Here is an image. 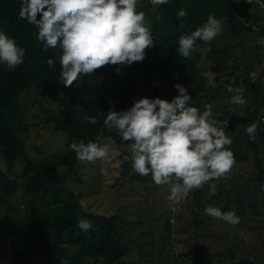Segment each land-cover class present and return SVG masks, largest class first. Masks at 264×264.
<instances>
[{"label":"trees","instance_id":"1","mask_svg":"<svg viewBox=\"0 0 264 264\" xmlns=\"http://www.w3.org/2000/svg\"><path fill=\"white\" fill-rule=\"evenodd\" d=\"M247 1L169 0L166 5L157 6L152 12V18L147 20L148 16L151 17L149 9L153 5L149 0H138L137 11L145 13L155 38V47L145 50L146 59L130 66L106 65L95 70L94 74L81 75L72 87H65L59 79V48L43 50V45L35 38V25L21 20L18 16L20 0H0V31L14 37L17 44L26 49L24 62L16 69L7 70L0 64V158L6 166L4 169L0 164V237L9 243L5 264H33L34 261H38V264H60V259L65 257L69 264H122L126 260V249L131 244L124 240L125 222H122L119 213L103 215L84 209L80 193L73 188L76 183L83 181L79 176L82 164L77 161L74 151L55 153L53 165L47 161L38 163L30 155L25 138L29 137L30 99L34 94L33 104L41 106L45 114L41 121L46 125L53 122V130L68 132L71 141L84 140L86 143L88 140L99 143V137L112 136L121 149L125 142L115 130L110 131L103 122L114 103L113 100H119L118 111H121L124 104L140 91L146 92L150 98H162L161 92L169 90V96L164 94L162 99L170 101L178 95L173 85L180 84L190 88L194 106L201 112L205 104L212 103L215 118L222 123L230 121V124L222 126L225 130L233 129L236 120H240L242 128L233 129L238 133L232 138V145L228 146L235 158L238 161H249L250 155L256 158L254 167L257 171L254 174L249 173L244 187L237 192L231 191L234 192L233 199L223 198L221 211H235L241 218L247 216L248 209L257 210L260 215H264V198L257 201L253 197V189L260 190L261 185H264V77L260 75L253 80L254 77L251 76L256 69L254 64L263 62L264 46L253 48L247 44L250 33L264 37V29L260 28L257 33L246 25V21L257 24L258 20L263 19L257 12H247ZM259 1L263 6L261 12H264V0ZM252 5L257 8L256 3ZM181 8L188 13L183 18V28L176 17ZM209 14L222 19L223 26L234 25L239 33L230 45H222L220 42L213 44L214 48L207 52L204 64H212L218 71L207 73L198 62V47L203 45L202 41L197 42V49L189 59L180 57L177 48L179 35L200 27ZM39 18L38 15L37 19ZM223 37L228 38V33ZM252 56L254 59L251 61ZM49 57L56 61L52 68L46 63ZM117 67H121L119 74ZM177 73L182 74L181 79L175 77ZM211 73L215 74L216 83L219 85L216 88L208 85ZM102 78L103 81L99 82ZM225 85L242 86L245 89L249 106L243 112V118L232 115L233 110L231 111L229 103L227 107H222L223 97L230 102L233 95L227 91ZM38 87H43V90H35ZM46 92L52 102L58 103L57 111L46 108L45 102L39 99ZM85 115L96 116L99 123L88 124L84 119ZM252 122H259L254 139L249 138L243 127ZM244 152L248 154L244 156ZM124 155L128 153L121 152L122 158ZM19 165H24L20 182L10 176ZM122 168L121 176L132 181L151 177H142L136 173L130 175L132 166L129 162L123 163ZM23 178L26 179L25 183ZM221 182L222 180L211 183L222 188ZM21 190L26 196L24 207L17 197ZM261 192L264 193L262 190ZM195 193L198 206L202 207L201 191ZM219 194L220 191L215 195L217 201H222ZM233 202L235 206L230 208ZM172 215L163 223L165 228L172 227ZM80 219L90 220L93 224L92 230L84 232L78 228L77 222ZM263 220L256 221L251 226V230H255L258 237H262L264 233L257 229ZM193 221L197 242L185 254L191 264H226V259L220 257L215 262L216 254L202 258L206 254L203 246H209L204 239L210 237L209 231L204 228L210 223L200 213L194 214ZM238 227L247 229L242 220ZM145 238L146 242L150 241L148 249L142 244L136 245L140 252V261L145 259V263L155 264L157 259L168 261L175 256L174 250L167 248L166 243L161 244L163 250L167 249L165 255L160 250L157 255L154 254L156 242L153 239V229ZM170 238L168 234L164 240ZM232 245L226 248V252H222L227 254L229 263L261 264L259 258L262 252L257 241L247 244L246 248H242L245 245L242 242Z\"/></svg>","mask_w":264,"mask_h":264},{"label":"clouds","instance_id":"2","mask_svg":"<svg viewBox=\"0 0 264 264\" xmlns=\"http://www.w3.org/2000/svg\"><path fill=\"white\" fill-rule=\"evenodd\" d=\"M149 2L160 6L169 0ZM137 4L138 0H20L18 16L35 25V38L44 51L59 48V79L65 87H72L81 75L89 76L106 65L130 66L146 59L145 50L155 47V38L150 21L143 11H137ZM187 15L183 8L176 14L181 28ZM223 24L222 19L209 14L200 27L182 32L178 37V55L191 58L198 41L210 47L222 34ZM251 27L254 32H260L257 25ZM257 44L264 46V37ZM25 54L26 49L14 37L0 31V64L14 70L23 64ZM46 63L52 68L56 61L49 57ZM121 67H117V74ZM208 85L219 86L215 74H210ZM173 87L178 95L170 101L159 96L133 98L127 110L110 108L103 122L125 142L120 151L128 153L113 167L123 171V163L129 162L134 173L142 177L151 175L156 186H168V206L175 210L192 190L202 189L205 184H209V195H215L216 184L210 182L230 178L236 160L228 147L233 141L221 127L222 122L215 118L213 104H205L201 112L194 106L195 101L186 87L180 84ZM225 87L233 93L232 105L247 103L242 86ZM84 119L91 125L99 123L96 116L85 115ZM258 126L259 122L243 126L250 139H254ZM70 149L78 162L94 163L107 158L112 163L115 159L114 154L110 155L109 144L93 140L73 141ZM261 190L264 191V185ZM204 214L233 227L241 222L235 211L223 212L212 205L204 208ZM77 227L88 232L93 224L80 219ZM60 264H69L68 258H61Z\"/></svg>","mask_w":264,"mask_h":264},{"label":"rangeland","instance_id":"3","mask_svg":"<svg viewBox=\"0 0 264 264\" xmlns=\"http://www.w3.org/2000/svg\"><path fill=\"white\" fill-rule=\"evenodd\" d=\"M237 1L241 2L244 0ZM252 1L253 0L247 1V12H257L263 19L258 20L257 24H252L250 21H246V25H249L250 27L251 25H257L259 28L264 29V12H261L263 6L259 0H255V2ZM254 3H256L257 8H253L254 6L252 4ZM156 8L157 6L150 7L149 12L151 13V17L148 16L147 20L152 18V12ZM234 20L236 21V19ZM223 29L222 34L217 36L218 39L216 38L211 42L210 47L204 45V42L202 46L198 47V51L200 53L198 62L201 67L207 71V73L218 71L216 66H213L212 64H204V62H206L205 59L207 52L214 48L213 44L220 42L222 45H230V42L236 40L235 37L238 36L239 33V31L235 29L232 24L230 26H223ZM226 33L229 35L228 38L223 37ZM248 37L249 39L247 40V44L253 48L256 46L262 48L261 45L257 44V41L261 38L260 36L255 33H250ZM253 59L254 56H252L251 61ZM254 65L256 69L251 73L252 78L254 77L253 80L260 77V75L264 77V58L263 62H256ZM254 72L256 74H253ZM175 77L177 79H181L182 74L177 73ZM101 81H103V78L99 80V82ZM35 90L42 91L43 87H38ZM187 90L191 93L190 88ZM161 94L162 98H164V94L169 96V90L163 91ZM244 96L247 99L245 94ZM33 97L35 98V94L30 99V132L29 137L25 138V141L27 142L30 155L36 159V162L40 163L42 161H47L53 165V163H55L53 159L54 154L58 152L70 151V144L73 141L70 140L68 132H58L53 130V122H49V124L46 125L41 121L42 116L44 117L45 114L43 113L41 106L33 104ZM142 97L150 98V96L144 91H140L133 98L139 99ZM133 98L124 104L122 110H127L131 107ZM39 99L45 102L44 105L46 108L54 111L58 110V103L50 100L48 92H46L44 96H39ZM227 100L228 98L225 99V97H223L222 107H227L229 103L231 111L233 110L232 115L236 116V118H243L244 116H242V114L245 109L248 108V102L243 106H237L232 105L229 100ZM113 102L114 103L111 108L118 111L120 108L118 106L119 100L115 99ZM236 121L237 123L234 124L233 129L242 128L240 120ZM227 124H230V121H224L221 124V127ZM238 125L241 126L238 127ZM233 129L231 128V130H225L226 135L229 137L231 135V139L238 133ZM99 144H109L110 155L114 154L115 159L112 163H109L107 158L103 161H96L94 163L80 162L82 167H80L79 176L83 181L81 183H76L73 188H75V191L80 193V199L82 200L83 207L87 212H96L103 215L119 213L121 215L122 222H125L126 228V231H124L123 234L125 238L124 240L131 243L130 248L126 249V260L122 264H148L145 263V259L141 260L142 262L139 260L140 252L138 251L136 245L139 246L142 244L146 249L149 248L150 241L146 242L145 237L151 232V229H153V239L154 242H156V245L154 246V254L157 255L159 250L163 251L162 255L167 253V249L163 250V247H161V244L163 243L168 244L167 248H172L175 254V256L170 258L168 261L157 259L155 264H191V260L188 259L185 254L190 248L194 247L197 242L195 240L193 221L195 213H200L201 216L204 217L208 223H210L209 226L204 228L207 232L209 231L210 237L204 239L209 246H203V249L206 250V254H203L202 258H208L210 254H216L215 262L217 261V257H220L221 259H226V264H231L229 263V258L226 256L227 254L222 253L224 251L226 252V248L233 246V243L240 244L241 242L245 244L242 248H246L247 244H252L257 241L262 252L259 261L263 264L264 233L262 237H258L257 232L255 230H251L253 229L251 226H254L256 221L263 220L264 215H260L257 210L248 209L247 216L241 218L242 223L247 226V229H244L242 227H238V225L233 227L219 219L211 218L205 215L203 210V207H206L207 205H212L221 209V206L224 203L223 198L233 199L234 192L231 191L233 190L237 192L239 188L244 187L249 173L254 174L257 171L256 167H254L256 158H253L251 155L249 157V161H238L237 158H235L236 163L229 173L230 178L220 179L222 180V188H219L216 185L215 195L220 191L219 195L222 201H217L218 198L215 195H209V184H205L202 189H199L203 197L202 207L198 206L196 196L197 193H195L198 190L194 189L189 193L188 197L182 202V204L173 210L168 206V186H156L151 180V177L139 179V181H132L128 178H123L120 174L119 168L113 167V164H118L122 160V157L119 145L114 141L112 136L99 137ZM247 154L248 152H244V156ZM0 164L5 169L6 166L2 162L1 158ZM23 173L24 165H19L13 172L10 173V176L12 178H16L20 182V176L23 177ZM133 173L134 172L132 170L130 175ZM220 180H215V182ZM23 181L25 183L26 179L23 178ZM17 197L21 206L24 207L26 204V196L23 194V190L18 192ZM253 197L256 198L257 201H261V199L264 198V193L261 192V189L258 190L255 188L253 189ZM234 206L235 203L233 202L230 208H233ZM261 209L262 208H260V210ZM170 215H172V227L169 229L168 227L165 228L163 223L166 219H168V217H170ZM133 221H135L134 224ZM257 229L264 232V220L259 223ZM214 233L217 235H214ZM168 234H170V240H164L165 236H168ZM8 253L9 243L5 238L0 237V264H5V259L7 258ZM161 256H159V258ZM249 261H246V263ZM33 264H38V261H34Z\"/></svg>","mask_w":264,"mask_h":264}]
</instances>
